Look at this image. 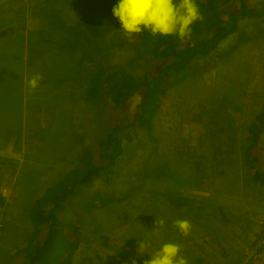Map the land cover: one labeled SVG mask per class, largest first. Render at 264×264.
<instances>
[{
  "label": "rangeland",
  "instance_id": "1",
  "mask_svg": "<svg viewBox=\"0 0 264 264\" xmlns=\"http://www.w3.org/2000/svg\"><path fill=\"white\" fill-rule=\"evenodd\" d=\"M41 1L12 0L16 8L27 11L26 30L36 27L35 4ZM249 1L264 4V0ZM106 2L98 0V10L103 12ZM63 10L67 25L75 27L80 9L65 6ZM92 15L84 14L83 19L91 20ZM116 21L112 23L120 24ZM42 29L39 26L36 33L28 34L19 29L29 38L24 47L22 39L0 41V80L19 67L8 59L11 53L19 56L23 50V56L28 54L26 58L33 64L29 78L37 74L42 77L30 90V79L24 82L27 103L22 113L18 99L0 95V193L6 201L5 206L0 205V264L25 242L31 228L29 205L44 187L78 165L80 147L91 143L101 128L100 117L82 101L86 76L78 74L80 68L73 66V56L64 53L57 31L55 39V33ZM240 31L221 43L204 71L171 86L150 135L144 132L125 145L115 183L124 193L132 185L144 190L121 203L99 207L80 222L82 239L72 255V264H121L115 261L118 249L132 252L131 247L137 250L132 255L141 262L166 243L178 244L179 255L187 264H195L197 258L202 264H264V186L249 179L241 150L245 126L263 101L264 23L261 18L243 19ZM239 35L246 40H240ZM84 39V35L71 37L69 44L86 47ZM37 44L41 46L37 48ZM97 56L93 53L88 59ZM129 56L115 53L112 60L122 62ZM147 69V60L142 58L133 72L140 74ZM43 93L62 97L52 99L59 107L46 102ZM215 126L227 133L213 137ZM188 148L195 151L197 160L203 150L207 152L202 159L209 163L218 161L221 152L228 157L220 171L205 173L200 186L196 183L194 188L177 189L184 196L202 200L203 208L198 213H182L184 208L167 210L163 197L149 192L168 187L158 183L156 177L143 179L138 175L143 165H154L163 158L176 160ZM111 189L100 178L85 187L88 193ZM185 219L191 223L186 236L175 224ZM161 220H165L163 226ZM95 228L101 230L99 235H95ZM142 242L144 247L140 249Z\"/></svg>",
  "mask_w": 264,
  "mask_h": 264
},
{
  "label": "trees",
  "instance_id": "2",
  "mask_svg": "<svg viewBox=\"0 0 264 264\" xmlns=\"http://www.w3.org/2000/svg\"><path fill=\"white\" fill-rule=\"evenodd\" d=\"M83 3L87 4V8H84ZM195 3L202 19L190 25V36L183 39L176 34L152 35L148 30L127 34L121 24L112 23L115 19L116 23L119 22L112 13L118 4L117 0H107L103 12L102 9L98 10V0H42L35 4L38 5L35 9L37 28L30 31L26 30L27 11L16 8L12 0L0 3V14H5L0 15V41L22 39L24 47L29 38L19 29L26 30L27 34L36 33L40 26L42 30L55 33V39L57 31L58 41L66 50L64 53L73 56V66L77 70L80 68L78 74L87 78L82 101L101 119V128L91 143L80 147L78 165L44 187L29 205L27 217L31 228L25 242L9 253L1 264H72V255L82 239L80 222L99 207L121 203L132 194L143 192L144 187L136 185L129 187L128 193L123 192L121 186L115 183L119 176L117 164L127 143L144 132L150 135L152 123L171 86L191 74L204 71L211 64L212 54L221 43L241 32L240 22L243 19L261 18L264 23V4L259 2L195 0ZM65 6L72 10L76 7L80 9L75 27L68 26L63 18ZM84 14H93L91 20L83 19ZM79 35L86 36V47L82 43L79 47L78 43H73L74 46L69 44L71 37ZM239 39L246 40L244 35H239ZM40 46L37 44V48ZM77 48L83 49V52L77 53ZM23 52L19 56L11 53L8 59L19 67L6 79L0 80L1 97L18 99L21 113L27 103L23 96L24 82L30 79L33 66L29 57L26 58L28 54L23 56ZM93 53L98 56L88 59ZM115 53H130V56L116 63L112 60ZM109 56L111 63L108 62ZM142 58L147 60L148 69L135 74L133 71ZM2 63L5 65V61ZM27 87L31 89L29 85ZM261 89L263 101L245 126L241 150L249 179L264 186V62ZM43 96L46 102L59 107L52 99L60 100L62 97L57 94L46 96L44 93ZM229 102L232 103L230 99ZM211 131L213 137L227 133L219 127ZM194 152L188 148L176 160L163 158L154 165L145 164L138 173L143 179L147 176L156 177L158 183L168 187L165 191L149 192L152 196H162L167 210L179 211L184 208L182 213H198L202 210V200L184 196L177 189L194 188L204 183L207 171H220V167L227 163L225 153H220L218 161L209 163L202 159L208 155L207 152L203 150L204 155H200L198 160ZM97 178L112 186V189L86 192L85 187ZM5 204V198L0 193V205ZM99 232L101 230L95 228V235H99ZM130 249L137 252L135 248ZM132 252L118 249L115 261L121 264H144L146 260L140 262ZM195 264H202V259H195Z\"/></svg>",
  "mask_w": 264,
  "mask_h": 264
},
{
  "label": "clouds",
  "instance_id": "3",
  "mask_svg": "<svg viewBox=\"0 0 264 264\" xmlns=\"http://www.w3.org/2000/svg\"><path fill=\"white\" fill-rule=\"evenodd\" d=\"M112 13L129 35L148 30L152 35L176 34L181 39L190 36V25L202 19L195 0H119ZM40 79L38 74L33 76L28 81L29 87L36 88ZM159 223L163 226L164 221ZM175 224L185 236L190 233L188 220H177ZM143 247L142 242L140 249ZM179 253L178 244L166 243L144 264H187Z\"/></svg>",
  "mask_w": 264,
  "mask_h": 264
}]
</instances>
